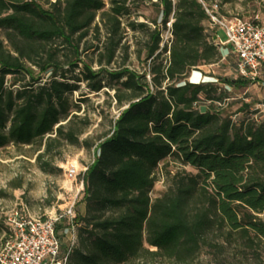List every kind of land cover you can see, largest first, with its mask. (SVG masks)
I'll use <instances>...</instances> for the list:
<instances>
[{
  "label": "trees",
  "instance_id": "trees-1",
  "mask_svg": "<svg viewBox=\"0 0 264 264\" xmlns=\"http://www.w3.org/2000/svg\"><path fill=\"white\" fill-rule=\"evenodd\" d=\"M130 1L138 0H109L105 9L104 0H0V148L46 137L40 162L55 144L79 143L83 130L68 120L65 98L74 86L58 75L59 46L70 54L65 64L76 68L80 43L90 31L99 34L101 26L107 43L98 63L110 65ZM230 1L221 0L222 5ZM156 5L164 26L172 16V42L159 52L155 24L147 58L154 61L168 52L167 63L152 66V89L136 73L111 74L125 77L120 84L124 92L117 90L115 99L126 107L94 148L84 173L85 214L75 212L74 219L79 248H65L67 264H124L142 258L194 264L205 250L216 258L230 253L264 264V117L247 122L222 117L214 105L222 98L211 96V83L185 81L190 70L222 58L204 34L206 16L198 1L157 0ZM28 65L49 73V82L34 87L31 78L18 90L6 87L7 76L25 72L32 77ZM85 70L86 80L95 77L89 66ZM92 90H100L99 82ZM205 93L206 108L199 105ZM84 145L93 146L87 140ZM168 157L197 173L177 172L166 192L152 201L154 171ZM62 249L63 243V256Z\"/></svg>",
  "mask_w": 264,
  "mask_h": 264
},
{
  "label": "rangeland",
  "instance_id": "rangeland-1",
  "mask_svg": "<svg viewBox=\"0 0 264 264\" xmlns=\"http://www.w3.org/2000/svg\"><path fill=\"white\" fill-rule=\"evenodd\" d=\"M47 1L55 2L56 0ZM104 1L106 2L105 9H108L109 0ZM156 2L157 0H138L128 3L130 13L121 17L120 43L110 65H104V63L99 65L98 63V55L107 43L105 32L101 26L99 34L90 31L89 35L80 43V52L82 53L76 68L65 64L70 54L67 48L59 46L57 53L58 75L62 74L65 78L64 81L74 86V91L65 95L69 110L68 120L73 121L75 129L83 130V134L77 145H69L65 142L55 144L40 162L37 161V156L44 151L46 137L36 139L30 145L9 144L0 148V249L10 239L6 219L14 209L24 208L30 216L38 218L54 213L60 215L67 206L74 202L75 212L85 214L84 186L83 190L78 192L79 182L94 160V148L102 141L103 136L111 132L114 121L126 107H120L115 99L117 90H120L118 92L120 95L124 92L120 84L125 80V77L113 79L111 74L127 71L136 73L152 89L153 76L150 73L152 66L167 63L168 54L164 52L160 53V57L154 61L147 58L150 35L155 24L160 30V35L165 33L166 27L162 24L161 7H158ZM223 11L228 16L250 18L256 13H264V0H231L223 5ZM171 19L172 16L169 17L168 22ZM96 22H99V17ZM131 22L143 23L146 27L132 30L129 26ZM0 36V40L3 41L2 33ZM220 36L224 39L221 32ZM87 48L90 49L85 52L84 50ZM220 52L222 58L218 62L190 70L185 81L211 83L212 88L215 89L211 96L222 98L220 101L223 103V107L220 108L222 117H230L233 122L255 120L253 110L259 104L264 103L262 80H260V84H258L259 80L247 85L223 83V79L234 81L240 78L235 72V59L229 54V49L222 48ZM86 65L95 73L93 79H85ZM28 66L32 69V77L25 72L7 76L6 87L10 86L11 89L18 90L22 86L32 83L31 78H34L36 82L34 87L49 82V73H41L37 68ZM60 81L63 80L60 79ZM98 82L100 90L95 92L92 87ZM12 84L15 85L11 86ZM207 96L208 94L205 93L200 97L199 105L205 108L210 104L206 100ZM214 105L216 106V104ZM85 140H87V144L93 146L85 147ZM40 166H44L48 172L43 171ZM72 167L77 172L74 178L67 176V170ZM181 170L191 174L197 173L195 169L181 165L172 157L159 162L154 171L155 184L149 194L150 199L153 201L161 197L166 192L172 176ZM260 217L264 220V214ZM67 226L68 220L66 219L57 226V234L63 243L62 254H65L67 247L79 248L77 237L79 229L75 227L72 234ZM83 235L86 236V234ZM72 238H74L73 244ZM124 264L170 263L159 258H142ZM194 264L254 263L250 258L243 260L240 257H232L230 253L216 258L205 250Z\"/></svg>",
  "mask_w": 264,
  "mask_h": 264
},
{
  "label": "built area",
  "instance_id": "built-area-1",
  "mask_svg": "<svg viewBox=\"0 0 264 264\" xmlns=\"http://www.w3.org/2000/svg\"><path fill=\"white\" fill-rule=\"evenodd\" d=\"M197 1L206 16L204 34L208 40L219 50L229 49L235 59V72L241 80L249 83L259 80L264 75V13L250 18L228 16L221 0ZM172 21L167 22L165 33L160 35V50L170 48ZM214 104L223 107L221 102ZM194 108L198 109L199 105L194 104ZM253 111L254 118L264 117V103ZM67 171V176L76 177L73 167ZM83 186L82 177L78 192ZM64 219L68 220V230L73 234L76 227L74 202L60 215L54 213L38 218L30 216L24 208L12 210L6 219L10 239L0 249V264H67L68 253L61 255L62 242L57 234V225Z\"/></svg>",
  "mask_w": 264,
  "mask_h": 264
},
{
  "label": "crops",
  "instance_id": "crops-1",
  "mask_svg": "<svg viewBox=\"0 0 264 264\" xmlns=\"http://www.w3.org/2000/svg\"><path fill=\"white\" fill-rule=\"evenodd\" d=\"M260 80H262L261 85H264V75L259 79L258 84H260ZM190 83H192V82H190ZM194 83L195 84H205V83H197V82H194Z\"/></svg>",
  "mask_w": 264,
  "mask_h": 264
}]
</instances>
